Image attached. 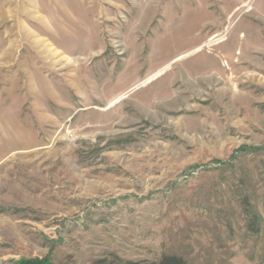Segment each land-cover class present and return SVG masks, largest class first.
Wrapping results in <instances>:
<instances>
[{
	"label": "rangeland",
	"instance_id": "1",
	"mask_svg": "<svg viewBox=\"0 0 264 264\" xmlns=\"http://www.w3.org/2000/svg\"><path fill=\"white\" fill-rule=\"evenodd\" d=\"M264 264V0H0V264Z\"/></svg>",
	"mask_w": 264,
	"mask_h": 264
},
{
	"label": "trees",
	"instance_id": "2",
	"mask_svg": "<svg viewBox=\"0 0 264 264\" xmlns=\"http://www.w3.org/2000/svg\"><path fill=\"white\" fill-rule=\"evenodd\" d=\"M18 264H47V263L40 260H24V261H20ZM158 264H184V262L180 257L168 255L162 257V259L158 262Z\"/></svg>",
	"mask_w": 264,
	"mask_h": 264
}]
</instances>
